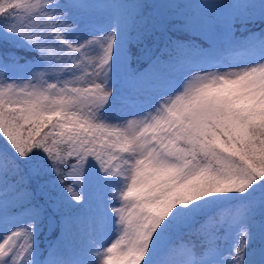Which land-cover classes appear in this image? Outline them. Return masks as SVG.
I'll list each match as a JSON object with an SVG mask.
<instances>
[{
    "label": "snow or ice",
    "instance_id": "1",
    "mask_svg": "<svg viewBox=\"0 0 264 264\" xmlns=\"http://www.w3.org/2000/svg\"><path fill=\"white\" fill-rule=\"evenodd\" d=\"M0 240V264H264V0H0Z\"/></svg>",
    "mask_w": 264,
    "mask_h": 264
},
{
    "label": "rangeland",
    "instance_id": "2",
    "mask_svg": "<svg viewBox=\"0 0 264 264\" xmlns=\"http://www.w3.org/2000/svg\"><path fill=\"white\" fill-rule=\"evenodd\" d=\"M186 2H188V0H186ZM101 22L103 20V17L98 18ZM257 32V31H255ZM244 36H242L241 38H243ZM19 54L22 56L27 57L26 59L31 60L32 59V54H26L24 50H19ZM227 55V54H226ZM246 57H239V58H228L224 61V63L227 65L226 67L220 69L221 71H237L240 70L242 68L251 66L246 62ZM214 70V69H213ZM77 75H79V73H77ZM45 79H47V77H45ZM51 82H55V80H50ZM114 87H118L117 85H114ZM3 241L0 240V243H2Z\"/></svg>",
    "mask_w": 264,
    "mask_h": 264
},
{
    "label": "trees",
    "instance_id": "3",
    "mask_svg": "<svg viewBox=\"0 0 264 264\" xmlns=\"http://www.w3.org/2000/svg\"><path fill=\"white\" fill-rule=\"evenodd\" d=\"M252 28L253 31H257L259 32L260 28L262 27L261 25H254V26H250ZM238 36L242 37V36H246L247 35V31L245 29H240L237 33ZM19 50H23V49H18V53H19ZM27 58V57H25ZM51 239V234L49 233V231L47 230V228H43L40 232V235H39V238H38V243H39V246H40V250L41 251H44L48 244H49V241Z\"/></svg>",
    "mask_w": 264,
    "mask_h": 264
}]
</instances>
